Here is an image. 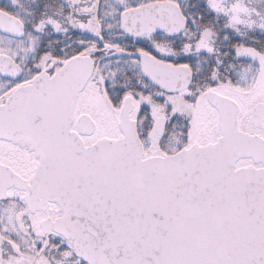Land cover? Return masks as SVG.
<instances>
[{"label": "snow or ice", "instance_id": "snow-or-ice-1", "mask_svg": "<svg viewBox=\"0 0 264 264\" xmlns=\"http://www.w3.org/2000/svg\"><path fill=\"white\" fill-rule=\"evenodd\" d=\"M0 264H264V0H0Z\"/></svg>", "mask_w": 264, "mask_h": 264}]
</instances>
